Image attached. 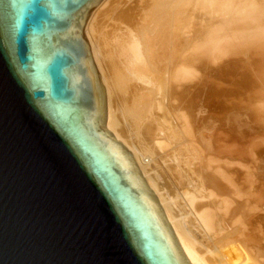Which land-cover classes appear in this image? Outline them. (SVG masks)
Listing matches in <instances>:
<instances>
[{
  "label": "water",
  "instance_id": "95a60500",
  "mask_svg": "<svg viewBox=\"0 0 264 264\" xmlns=\"http://www.w3.org/2000/svg\"><path fill=\"white\" fill-rule=\"evenodd\" d=\"M102 0H0V264H189L105 124Z\"/></svg>",
  "mask_w": 264,
  "mask_h": 264
},
{
  "label": "bare ground",
  "instance_id": "6f19581e",
  "mask_svg": "<svg viewBox=\"0 0 264 264\" xmlns=\"http://www.w3.org/2000/svg\"><path fill=\"white\" fill-rule=\"evenodd\" d=\"M125 4V0H102L92 10L90 25H85L106 96L105 124L99 122L100 129L110 131L113 140H119V146L132 154L144 188L153 191L171 239L184 252L187 263L264 264V176L254 172L252 163L247 165L245 151L247 136L251 137L257 124L263 130L264 117L255 112L252 127L241 112L229 109L225 101L236 88L212 86L211 94H179L183 82L195 79L196 75L187 78V66L196 71L194 63L200 55L209 56L214 63L229 58L230 52L235 55L237 46L246 50L244 46L249 45L264 52V0H197L187 28L195 40L180 63L179 53L172 51L176 49L172 44L179 39V10L167 6L175 11L171 15L169 9L165 11L172 16L168 27L167 19L160 17L161 21H153L136 35L107 31V23L119 29L128 27L125 23L134 6ZM175 4L179 7V2ZM182 25L181 31L187 30ZM257 36L261 39L255 40ZM223 38L228 39L229 48L224 50L222 42L219 51ZM166 48L173 57L168 54L167 73L163 70L166 76H156L155 62L165 56ZM232 64H225L224 71L235 73ZM250 88L253 91L255 86ZM262 90L256 92L264 93ZM210 103L218 114L209 113V108L213 110ZM179 139L187 148L186 156L182 154L185 158L179 157ZM253 149L254 156L260 153L257 144Z\"/></svg>",
  "mask_w": 264,
  "mask_h": 264
},
{
  "label": "rangeland",
  "instance_id": "374dc122",
  "mask_svg": "<svg viewBox=\"0 0 264 264\" xmlns=\"http://www.w3.org/2000/svg\"><path fill=\"white\" fill-rule=\"evenodd\" d=\"M125 1H126L125 5L128 4V5H133L134 6L132 8L130 14L128 15L127 22L125 23L128 27H125L124 25H122L121 26V28L123 29L122 30V29H119L117 27L110 26V23H107L108 27H109V28L107 27V31H111L112 30V32L119 33V34L123 33V32H126V33L129 32L130 34H133V35L135 34L136 35V34H139V32L142 29L146 28V26L148 24L152 26L151 23H153V21H155V20L161 21V20H165V18L167 19L166 22H168V23L166 25L168 27L169 26L168 24L170 23L169 22L170 19H168V18L171 15V13L173 14L175 12V11H172V10H174V9L176 10V8H177V10H179V11H176V15H177V12H179V18H180L179 19V39H177L178 45L175 44V43H177V41H175L174 44H172V46H174V45L176 46L175 47L176 49H172V51L174 52V55L179 53L178 54L179 57H180L179 58V63L181 61H183L188 56L187 54L190 53V51H191V49L193 47V45H192L193 41L195 39L194 38H190L191 36L188 35V29L187 28H188V23H190L189 22V20H190L189 17H191L193 12H194L193 9H195L194 6H196L194 4H196L197 0H186V1L185 0H178V1H176V0H148V2H145V3L144 2H136V0H125ZM166 1H168V3L171 2V4L167 5L168 3ZM172 1L174 2V5H173ZM175 1L179 2V7L178 6L176 7V4H175L176 2ZM184 2H189V3L188 4L186 3V5L184 6ZM163 4H164V6H163ZM161 5L163 6V8H161L162 7ZM171 5H173L172 8L174 7V9L171 10V7H170V9L168 8L170 10L169 11L167 9V6H171ZM127 6H125V7H127ZM158 6H159V8H158ZM166 9L168 10L169 13L171 12L170 15H168L169 14L168 12H165ZM162 14L167 16V17L163 16L164 17L163 18ZM170 17H172V16H170ZM182 24H185V26L182 25ZM180 25H182V27L184 26L183 30L184 29H187V30L181 31L182 28H181ZM132 27H133V29H132ZM164 29L166 31H168V29H166V28H164ZM165 30H163L164 34L166 32ZM118 31H120V32H118ZM166 37H167V35H166ZM259 37L260 36H257L255 38V40H257V39L259 40ZM189 38H190V40L191 39L192 40L189 41ZM260 39H261V37H260ZM169 42L170 41H168V43ZM222 42H224L226 46L224 45V43L222 44ZM219 44H221L222 46L224 45L223 49H224V47L226 48L227 45H228V39L227 38L221 39L219 41L218 45ZM189 45H190V47H189ZM244 47L246 48V50L244 49L245 52H244L243 48L241 49L239 46H237L236 50H238V51L233 50L235 55H233V52H230L229 53L230 56L227 54L229 56V58H227V56H224L222 59L218 58L217 61L215 60L214 63L213 62L211 63L212 60L209 59V56H207V55H202L201 56L200 55L199 59L194 63V68H195L196 71H198V73H196V71H194L193 67L190 66L191 68H188L189 66H187V71L186 72L191 75V76H188L189 74H187L186 75L187 78H189V79L190 78H194L195 76L193 77V75H196L195 79L194 80H190V82L189 81L188 82H183L182 85L180 86L179 94H211V87L212 86L217 87V88H221V89H224V90H229V89L231 90V88L232 89L236 88L235 90H232V91L235 92L236 95L235 94L234 95L231 94L230 95L231 97L229 96V99H227V102L225 101V103L227 104V106H229L230 110L233 109V111H234L236 109V110H238V112H241V114H242L241 117L249 120L248 121L249 122V126H252L253 124L255 125L256 121L254 120V118H252L253 114L255 112H256L255 114L258 115L259 118H260V116L264 117V115H263L264 114V107H263L264 106V101L262 102L263 106L260 105L261 101L264 99V93L259 92L260 94L263 95V96L261 95L263 98L259 96L260 95L259 93H257L258 90L260 91V90L264 89V69H263L264 68V56H262V54L264 55V52L263 51L262 52L261 51L257 52V50H256L257 48H254L253 46L251 47V46L248 45V46H244ZM247 47H248L249 51H247ZM189 48H191V49H189ZM227 48H229V47H227ZM187 49L189 51H187ZM218 49H220L219 51H221L222 47L219 45ZM167 51H168V53H167ZM185 51H187V52H185ZM175 52H177V53L175 54ZM164 53H165V56H162L161 58L159 57V59L155 62V67H154L153 70H154V74L156 76H159V74L162 75L163 77L166 76V73H167L166 69L168 68V65H169V62H170V60H169L170 58H168L169 48H166ZM259 53L261 55H259ZM171 54L172 53L169 54V57H170ZM246 55H247V57H246ZM252 55H253V57H252ZM172 57H173V55H171V58ZM233 57H235V58H233ZM230 58H232V59H230ZM245 58L247 59V61L244 62ZM162 59H163V61H162ZM165 59H167L169 61H167ZM241 59H243V60H241ZM218 63H220L221 65L218 64ZM227 63H235V64H232L233 67H235V70H236L235 73L234 72L232 73V72L224 71V65L227 64ZM163 65H164V67H163ZM159 71H161L162 74ZM124 72L126 74V71H124ZM190 72H192L193 74L190 73ZM205 80H206V83H204ZM202 83H204V84H202ZM248 85L250 87L252 85V89L255 86L254 90L251 91V88ZM257 86H258V88H256ZM246 88H247V90H246ZM241 89H242V91H241ZM262 91L264 92V90H262ZM240 92H241V95H240ZM238 93H239V95H238ZM243 93H244V95H243ZM238 96H241V97L238 98ZM257 97H259L260 101H257V99H258ZM202 102H203V100H202ZM240 102H241V104H240ZM255 103H257V104H255ZM258 103H260L259 104V109L260 110L257 108L258 107ZM203 104H205V103L203 102ZM210 106H211V109L213 107V110H210V108H209V113L218 114L219 111H218L217 107L213 103L212 104L210 103ZM261 108H263V110ZM263 120H264V118H263ZM257 125H256L257 128L256 127L254 128L255 131L253 130L254 132H252V134L250 135L251 137L247 136L246 145H245L246 146L245 147V151H246V157H247V161H248L247 165L250 166L249 163H252V165H254L256 167L255 170L253 169L254 172L255 171L259 172L260 171L262 176H264V169H263L264 168V139H262V136H264V128L262 130L261 128H258ZM260 132H261V134H260ZM260 139H262V140H260ZM179 142L181 144V145H178V147H177L179 149V157L183 156V158H185V156H186L185 153L187 154V152L184 150V148L187 149L185 147L186 145H185V143L182 144L180 139H179ZM182 142H183V140H182ZM255 144H257L259 146L260 153H257L254 156L253 153H252L253 152L252 150H254L253 146ZM248 152L249 153L251 152L250 155L252 154V156L249 157V155H248L249 153ZM182 154H184L185 156L182 155ZM254 160H255V162H254Z\"/></svg>",
  "mask_w": 264,
  "mask_h": 264
}]
</instances>
